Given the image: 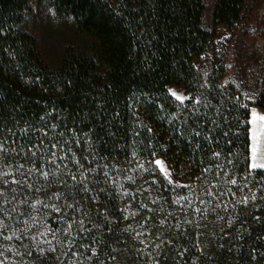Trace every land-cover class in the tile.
I'll return each mask as SVG.
<instances>
[{
  "label": "trees",
  "instance_id": "16d2710c",
  "mask_svg": "<svg viewBox=\"0 0 264 264\" xmlns=\"http://www.w3.org/2000/svg\"><path fill=\"white\" fill-rule=\"evenodd\" d=\"M49 4L86 49L48 61L31 0H0V264H264L246 123L264 72L253 102L197 78L217 49L204 0Z\"/></svg>",
  "mask_w": 264,
  "mask_h": 264
},
{
  "label": "rangeland",
  "instance_id": "374dc122",
  "mask_svg": "<svg viewBox=\"0 0 264 264\" xmlns=\"http://www.w3.org/2000/svg\"><path fill=\"white\" fill-rule=\"evenodd\" d=\"M204 2L206 10L203 24L206 29L216 31L217 49L215 53H209L207 58L201 57L203 64L197 78H221L225 84L232 85L244 100L255 101L264 72V0H229L231 14L225 21L216 22L214 14L219 0ZM25 28L37 36L45 57L51 62L70 43L81 49L87 47L84 38H76L70 22L61 21L55 16L49 0H31ZM199 61H196L197 65ZM252 111L264 115L263 109L252 107L250 119ZM257 162L264 163V141ZM252 163L250 134L251 168ZM45 233L39 234L44 241L47 238ZM149 240V237L145 238L144 242Z\"/></svg>",
  "mask_w": 264,
  "mask_h": 264
},
{
  "label": "snow or ice",
  "instance_id": "6c2138e0",
  "mask_svg": "<svg viewBox=\"0 0 264 264\" xmlns=\"http://www.w3.org/2000/svg\"><path fill=\"white\" fill-rule=\"evenodd\" d=\"M176 96L177 100H183L184 97L177 95L175 92L172 93ZM251 125V156H252V168H261L264 169V163H258V156L261 152L262 141H264V115H257L255 111L251 113L250 121H247ZM156 164L160 166V170L164 172L165 175H168L166 169L163 166V163L159 160L156 161ZM46 175V173H45Z\"/></svg>",
  "mask_w": 264,
  "mask_h": 264
},
{
  "label": "water",
  "instance_id": "95a60500",
  "mask_svg": "<svg viewBox=\"0 0 264 264\" xmlns=\"http://www.w3.org/2000/svg\"><path fill=\"white\" fill-rule=\"evenodd\" d=\"M158 160H160V161L163 163V166H164V168L166 169V171H167V173H168V175H165L164 172H162V171L160 170V166H158V168H159V170L162 172V174H163L164 176H166L169 180L174 181V179H173V177H172V175H171V173H170V171H169V169H168L167 164H166L163 160H161V159H158Z\"/></svg>",
  "mask_w": 264,
  "mask_h": 264
}]
</instances>
